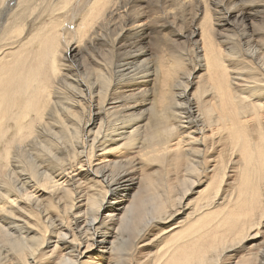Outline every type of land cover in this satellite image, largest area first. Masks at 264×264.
<instances>
[{"label":"bare ground","instance_id":"6f19581e","mask_svg":"<svg viewBox=\"0 0 264 264\" xmlns=\"http://www.w3.org/2000/svg\"><path fill=\"white\" fill-rule=\"evenodd\" d=\"M0 264H264V0H0Z\"/></svg>","mask_w":264,"mask_h":264},{"label":"rangeland","instance_id":"374dc122","mask_svg":"<svg viewBox=\"0 0 264 264\" xmlns=\"http://www.w3.org/2000/svg\"><path fill=\"white\" fill-rule=\"evenodd\" d=\"M109 160V158H106L103 162H105V161H108ZM97 163H101L102 161L101 160H98V161H96ZM95 162V163H96ZM261 241V238H259V239H255V240H253V241H251L250 242V244H256V242H258L257 244H259V242ZM250 244H248V246H251Z\"/></svg>","mask_w":264,"mask_h":264}]
</instances>
